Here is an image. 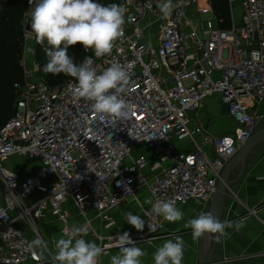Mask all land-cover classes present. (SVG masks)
<instances>
[{
  "label": "built area",
  "instance_id": "obj_1",
  "mask_svg": "<svg viewBox=\"0 0 264 264\" xmlns=\"http://www.w3.org/2000/svg\"><path fill=\"white\" fill-rule=\"evenodd\" d=\"M237 1L241 16L236 22ZM158 2L117 0L127 12L124 34L112 52L97 58L83 48L98 72L117 63L129 73L122 94L131 105L127 119L94 112L89 101L73 94L74 78L51 87L35 66L20 61L23 82L13 115L0 128V264L43 263L27 249L30 242L19 221L42 218L48 211L65 235L67 200L84 220L79 226L83 239L94 233L89 211L108 227L109 211L142 186L153 203L173 200L179 210L189 200L208 205L224 167L255 132L261 117L249 111L246 98L257 104L264 100V0H227V28L213 26L217 17L210 0H173L166 19ZM29 20L26 14L24 27ZM24 33V44L34 41V35ZM213 95L235 122L230 135H209L188 115ZM172 141H189L193 149L179 152ZM137 147L155 157L149 175L143 174L148 163L134 152ZM13 156L34 163L33 173L21 177L7 168L5 162ZM151 207L143 212L145 231L128 232L137 244L149 243L163 230L165 220L152 214ZM116 236L99 237L102 256L118 249L111 238Z\"/></svg>",
  "mask_w": 264,
  "mask_h": 264
},
{
  "label": "clouds",
  "instance_id": "obj_2",
  "mask_svg": "<svg viewBox=\"0 0 264 264\" xmlns=\"http://www.w3.org/2000/svg\"><path fill=\"white\" fill-rule=\"evenodd\" d=\"M33 8L28 13L31 32L37 44L44 46L47 62L45 73L53 76L63 74L74 78L73 94L90 102L98 115L116 119H127L131 105L123 98L129 83V73L117 63H111L102 71L94 66L91 56H86L79 64L68 54L71 46L80 44L84 50L92 49L95 57L109 55L115 42L123 36L125 6L117 3L102 4L98 0H29ZM157 7L162 18H169L174 9L173 0H159ZM118 175V173H117ZM118 182V186H119ZM130 192V189H127ZM151 204V213L168 222L183 219L184 213L175 206L173 200H156ZM125 221L136 231L144 228V220L132 212L125 214ZM185 228H190L193 239L204 234H226L227 228L239 229V222L220 221L209 212H201L189 219ZM83 229L72 226L58 239L55 251L50 253L51 264H100L105 248L94 241L79 238ZM114 246L119 252L110 257V264H142L146 252L137 246L125 231L118 234ZM102 239V238H101ZM31 255L42 260L48 252V244L37 236L27 245ZM185 242L181 236L165 241L153 254L154 264H182Z\"/></svg>",
  "mask_w": 264,
  "mask_h": 264
},
{
  "label": "crops",
  "instance_id": "obj_3",
  "mask_svg": "<svg viewBox=\"0 0 264 264\" xmlns=\"http://www.w3.org/2000/svg\"><path fill=\"white\" fill-rule=\"evenodd\" d=\"M238 17L241 16V1H237ZM216 22V26H217ZM249 111L255 112L260 116L259 123L255 132L264 128V100L255 103L250 98H246ZM193 123L198 124L209 135L225 136L230 135L235 128L234 120L228 115L227 106L218 95L206 97L203 105L197 112L188 114ZM254 132V133H255ZM200 139H198V142ZM176 150L179 152H187L193 149V144L189 141L185 143H175L172 141ZM209 152V149L206 148ZM135 153L142 155L148 166L143 169L144 175L151 172L149 166L155 161V157L144 147H137ZM19 165H29L31 171L24 173L20 170ZM5 166L12 171L20 174L21 177L28 176L33 173L34 163L25 161L19 163L17 156L9 158L5 162ZM17 166V167H16ZM35 197H40L38 193ZM32 199V198H31ZM151 200L146 187H139L133 197L128 198L124 203L109 211L108 215L111 225L106 227V223L100 220L94 211H89L87 220L94 233H90L84 237L86 241H94L100 245V239L106 240L110 236L122 234L127 231L129 233L138 232L130 224L125 221V214L132 212L133 215H139L142 220L143 212L150 206L147 201ZM208 205L203 206L194 200H189L185 205L180 207L184 213L183 219L177 222L164 221L163 230L155 234V239L149 243H138L137 246L146 252L142 257V264H154L153 254L159 246L167 240H174L176 236H181L185 242V251L182 264H198L199 238L193 239L190 228H185L184 224L192 218H195L201 212H207ZM63 209L68 214V227H79L84 220L80 217L77 209L72 205L70 200L63 203ZM221 221L239 222V229L232 227L227 228L226 234L218 238L215 250L214 260L216 264H264V150L257 155L249 167L244 171L239 179L236 188L229 195L224 210L222 212ZM19 226L24 231L27 241L31 242L37 236L43 238L48 244V252L45 253L43 263L51 264V255L55 251V244L64 235L61 233V223L48 211L42 218H32L30 221H19ZM145 231V225L142 231ZM173 233L172 237L167 235ZM119 252V249H112L107 255L100 258V264H110V257ZM26 264H32L28 260Z\"/></svg>",
  "mask_w": 264,
  "mask_h": 264
},
{
  "label": "trees",
  "instance_id": "obj_4",
  "mask_svg": "<svg viewBox=\"0 0 264 264\" xmlns=\"http://www.w3.org/2000/svg\"><path fill=\"white\" fill-rule=\"evenodd\" d=\"M116 1L108 0L106 3ZM210 3L217 17V24L222 28L229 27L227 0H210ZM32 6L29 0H0V128L13 115L14 100L23 82L20 61L25 50L24 16L30 12ZM30 45L34 62L40 65V75L47 85L57 87L71 79L63 74L53 76L45 73L43 67L47 58L43 47L46 43L41 46L34 38ZM68 54L77 64L87 56L80 44L71 46Z\"/></svg>",
  "mask_w": 264,
  "mask_h": 264
},
{
  "label": "water",
  "instance_id": "obj_5",
  "mask_svg": "<svg viewBox=\"0 0 264 264\" xmlns=\"http://www.w3.org/2000/svg\"><path fill=\"white\" fill-rule=\"evenodd\" d=\"M24 29L34 35L31 32L30 21L26 23ZM263 150L264 128L252 133L249 140L239 148L236 155L226 164L216 184L207 212L221 221L222 212L229 195L234 192L244 171ZM217 235L204 234L199 238L198 264H216L214 255L218 243Z\"/></svg>",
  "mask_w": 264,
  "mask_h": 264
},
{
  "label": "rangeland",
  "instance_id": "obj_6",
  "mask_svg": "<svg viewBox=\"0 0 264 264\" xmlns=\"http://www.w3.org/2000/svg\"><path fill=\"white\" fill-rule=\"evenodd\" d=\"M108 0H100L99 3L105 4ZM34 6V5H33ZM33 6L31 7V9L33 8ZM31 11V10H30ZM238 8H237V3L233 4V16L235 18L238 17ZM195 18V15L193 13V11L189 12V18ZM30 21V20H29ZM205 23V20H204ZM213 26L216 27V23L214 21H212ZM26 25V24H25ZM31 40L27 41V43L25 44V50L23 52V56L22 58L25 59V61L27 62V64H29L30 68H33L35 66L36 68V72L39 73L40 75V65L34 62V59L32 57V48H31ZM19 160V163H23L25 162V159L17 157ZM20 166V170L24 173H29L31 171V167L29 165L23 166V165H19ZM17 167V166H16Z\"/></svg>",
  "mask_w": 264,
  "mask_h": 264
}]
</instances>
